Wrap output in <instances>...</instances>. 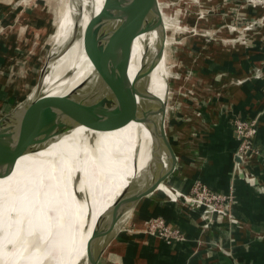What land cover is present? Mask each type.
<instances>
[{"label":"crops","instance_id":"0c3cea01","mask_svg":"<svg viewBox=\"0 0 264 264\" xmlns=\"http://www.w3.org/2000/svg\"><path fill=\"white\" fill-rule=\"evenodd\" d=\"M11 1L0 0V25L4 27L19 21L20 16L7 17ZM244 1L201 0L202 7L212 13L200 23L216 32L208 43L200 37L198 44L190 45L192 50L184 48L179 54L184 70L191 67L194 74L191 80L184 77L180 86L194 88L199 112H189L180 97L168 126L177 157L168 183L186 192L194 180H200L212 191L231 193V205L202 227L200 209L188 211L183 203L169 202L156 191L150 201L139 202L128 219L129 232H118L110 240L98 264H264V23L242 31L264 15V8L253 9ZM226 24L238 29L231 32ZM18 30L0 37V91L8 89L6 97L10 64L22 40L18 36L24 32ZM244 35L247 44L242 42ZM10 50L16 56L11 57ZM258 70L262 76L256 77ZM1 95L3 99L5 95ZM176 112L184 117L192 113L191 121L178 124ZM235 117L257 118L256 152L241 163L242 174L234 171L237 140L231 121ZM105 203L107 208L110 202ZM151 216H162L179 229L184 240L167 242L143 233L142 221Z\"/></svg>","mask_w":264,"mask_h":264},{"label":"water","instance_id":"95a60500","mask_svg":"<svg viewBox=\"0 0 264 264\" xmlns=\"http://www.w3.org/2000/svg\"><path fill=\"white\" fill-rule=\"evenodd\" d=\"M165 4L170 6L171 3L168 0H103L98 13L88 15L82 28L85 14L82 0H68L72 21L68 39L57 47L52 44L29 90L0 116V167L12 165L21 154L46 144L74 126L112 130L135 120L149 131L152 146L145 168L137 171L135 152L132 161L134 175L113 201V213L106 220L101 218L92 228L85 248L84 264H98L110 245V238L118 233L119 223L130 218L140 201L156 191L162 192L167 201H172L173 186L168 181L173 175L177 157L168 135V126L175 92L170 84L173 75L169 69L171 64H168L171 41L167 38L170 25L167 19L172 17L165 15ZM152 31L157 33L158 42L154 59L141 66V71L129 80L130 43L136 36ZM80 38L93 74L63 95L45 93L44 77L52 64ZM161 55L164 57L165 89L163 96L159 97L150 91L149 86L151 72ZM73 72L68 70L62 77H70ZM137 97L147 109L131 107L134 98L138 101ZM235 161H240L237 156ZM80 196L86 199L87 204L85 194ZM142 223L143 233L166 240L165 232L170 225L162 216H151ZM73 238L78 241L72 235L70 245L74 242ZM2 250L0 247V252ZM80 263L78 259L76 264Z\"/></svg>","mask_w":264,"mask_h":264},{"label":"bare ground","instance_id":"6f19581e","mask_svg":"<svg viewBox=\"0 0 264 264\" xmlns=\"http://www.w3.org/2000/svg\"><path fill=\"white\" fill-rule=\"evenodd\" d=\"M102 1L82 0L85 13L82 28L88 15L98 13ZM56 26L55 47L64 43L71 32L68 0H63V6L58 10ZM129 48L127 75L132 80L141 71V66L154 59L158 48L157 33L152 31L136 36ZM160 60L164 61L163 55ZM158 64L151 72L149 89L160 97L162 77L158 71L162 70L157 68ZM68 70H77V74L73 72L70 77L63 78ZM92 74L93 68L83 53L80 38L52 64L44 77L45 93L63 95ZM161 84L163 86V81ZM137 99L132 100L131 107L147 109L141 99ZM103 106L106 107L105 104ZM151 146L149 131L135 120L112 130L74 126L46 144L21 154L12 165L0 167V247L3 248L0 263L5 264L7 257L13 259L21 254L22 246L31 233V240L29 238L27 243L38 244V249L31 251L19 264H54L53 258L57 254H70L75 257L73 264L78 259L80 264H84L92 228L101 218L106 220L113 213V201L134 175L132 161L136 158L137 171H143ZM71 186H74V192ZM111 189L113 198L107 195L105 201L99 203ZM174 190L176 195L179 190ZM83 193L87 204L86 199H81ZM106 201L110 202L107 208ZM19 215L25 216L26 233L20 229L22 221L15 217ZM14 217L16 221L12 220ZM72 235L78 241L73 238L75 243L70 245ZM12 247H15L16 255L7 256L6 251Z\"/></svg>","mask_w":264,"mask_h":264},{"label":"rangeland","instance_id":"374dc122","mask_svg":"<svg viewBox=\"0 0 264 264\" xmlns=\"http://www.w3.org/2000/svg\"><path fill=\"white\" fill-rule=\"evenodd\" d=\"M168 1L171 3L170 6L165 4L163 8L167 13L165 15L172 17H169V19L168 16H166L168 18L167 21L170 23L169 27L167 28V38L171 41V44L169 45L170 48L168 49V64H171V68L169 69L173 75V77L170 78V84L172 85V89L175 92L172 96L174 103L172 104L171 113L178 109L177 101H179V98L181 97V100L184 102L183 105L189 109V112L192 110L195 114L199 112V102L196 101L197 99L194 88H185L180 86L181 78L183 76L189 80L193 78L194 74L191 73L193 69L190 67V69L186 71L184 70L183 66L179 63V54L183 53L184 48L190 49L191 47L192 50V46L190 45L195 46L198 44L201 40L200 37H202L203 43L206 41V43H208V41H210V37L215 34L216 29L212 26L209 27L207 24H201L200 21H205L206 17L209 20L212 11L207 14L205 13V15L202 17L203 19L201 20V18H198V8L195 4H185L180 0ZM8 6L12 8V11L7 14V17H10L12 20L13 18L20 16L19 21L15 20L17 22L6 25L5 27L0 25V37L8 33L9 30L16 32L19 31L18 29H24V32L18 36L22 37V40L20 38V42L18 43L20 46L16 47L14 50V53L17 56L10 50L11 57L13 55L16 57H13L10 64L9 74L11 72V76L10 86L8 87L9 96L6 97L5 95V91L7 92L8 89H5L4 91L1 89L0 91L1 94L3 93V95H5L4 98L1 99L2 95L0 94V116L12 106L19 96L23 95L29 90L30 84H32L34 81L41 64L43 63L53 44L54 34L56 32L58 10L63 6V0H12L11 4ZM157 68H161L162 70V72L158 71V74L162 77L159 87V92H161L160 97H162L165 89L163 80L165 77L164 61L160 60ZM74 73L77 74V70ZM162 81L163 86L161 84ZM191 114H189V116H191ZM176 116L178 124L189 123L191 121L189 116L184 117V115L182 116L180 112H176ZM192 129H194V127H192ZM192 184L193 182L191 185ZM160 187H162V185ZM208 189L211 190L210 188ZM112 192L113 191L111 189L107 195H113L114 193ZM15 217L17 220L22 221L20 229H22V232H24L27 223L24 221L25 216L19 215ZM15 217L12 220L16 221ZM127 223L128 220L126 219L123 222L119 232H129V230H127ZM28 235L31 240V233ZM29 238H26L25 243L22 246V253L20 252L21 254L14 256L13 259L12 257H7L5 264H19L21 259L24 261L25 258L30 255L31 251L33 252L38 249V244L33 242L27 243ZM2 252L3 250L0 253L2 254ZM6 252H8L7 256L10 254L13 255L16 254V249L15 247H12ZM75 254L77 256V253ZM74 258L75 257L70 254H68V256L57 254L54 256L53 260L54 264H73Z\"/></svg>","mask_w":264,"mask_h":264},{"label":"built area","instance_id":"2783aa9c","mask_svg":"<svg viewBox=\"0 0 264 264\" xmlns=\"http://www.w3.org/2000/svg\"><path fill=\"white\" fill-rule=\"evenodd\" d=\"M185 4H195L198 8V18L201 20L205 13H209L210 9H205L202 7L201 0H180ZM244 4L253 9L255 8H264V0H245ZM207 17L205 18V20ZM204 21V20H203ZM264 21V15L255 18L251 23L245 25L242 28V31L247 29L254 28V23L256 25H260ZM227 30L234 32L238 28L233 24H226ZM213 36V35H212ZM243 44H247L246 37L242 40ZM254 76H262L260 70L257 73H254ZM231 126L234 134V138L237 140V148L234 153L235 156L239 158V162L234 161V171L236 173L242 174L244 171L241 169V163L247 159L249 154L255 153L254 147V137L257 133V118H240L235 117L231 121ZM252 174V173H251ZM177 189V188H175ZM179 190V189H178ZM174 187L171 189V199L174 202H181L185 205V207L193 211L196 208L200 209V215L203 221L201 222L202 227H206L207 220H209L213 215L218 214L224 208H228L232 201L233 195L231 193H219L216 191L209 190L208 187L202 183L200 180H194L191 187L188 191L183 192L179 190L176 192L177 194L174 196ZM262 191H264V187L262 185ZM165 237L167 242L171 241H183L184 235L179 231L178 228L170 226L166 232Z\"/></svg>","mask_w":264,"mask_h":264}]
</instances>
